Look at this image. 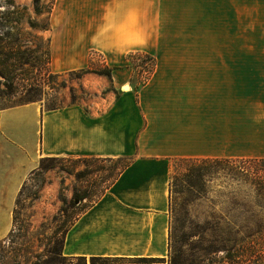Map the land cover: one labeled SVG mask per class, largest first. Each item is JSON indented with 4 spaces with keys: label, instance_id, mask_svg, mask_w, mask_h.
<instances>
[{
    "label": "crops",
    "instance_id": "1",
    "mask_svg": "<svg viewBox=\"0 0 264 264\" xmlns=\"http://www.w3.org/2000/svg\"><path fill=\"white\" fill-rule=\"evenodd\" d=\"M259 1L249 9L248 0H56L54 73L102 62L112 79L99 81L113 90L58 109L39 102L0 109V205L10 204L0 238L41 159L131 158L65 232L62 255L86 264H167L173 162L264 158ZM133 53L154 60L143 84L129 67Z\"/></svg>",
    "mask_w": 264,
    "mask_h": 264
},
{
    "label": "rangeland",
    "instance_id": "2",
    "mask_svg": "<svg viewBox=\"0 0 264 264\" xmlns=\"http://www.w3.org/2000/svg\"><path fill=\"white\" fill-rule=\"evenodd\" d=\"M12 1L19 8L11 7L9 3ZM251 2L248 0L249 9ZM42 3L44 10H48L51 0H42ZM258 6H264V0L259 1ZM48 18L46 11L42 15L35 13L32 0H0V48L4 45L3 41L11 42L17 50L12 55L16 60L9 63L19 66V77L14 82L6 81L11 88L0 77V109L23 104L26 89L34 82V76L47 67L58 77L52 86L44 85L39 92L38 102L44 108L51 104L64 106L101 99L113 90L112 87L104 89L99 81L101 77L105 80L107 77L91 71L85 74L78 70L54 73L52 58L47 64L48 40L51 37ZM48 25L49 30H43L42 27ZM249 50H256V47ZM4 59L0 55V70L3 69ZM94 59L101 61L98 55ZM127 60L138 84H143L153 71L154 60L145 53L130 54ZM101 63L90 66L94 71L102 70L106 66ZM121 165L118 161L41 159L18 197L10 231L0 238V264H84V261H70L63 257L65 231L82 211L103 194ZM189 165L184 159L172 164L171 179L175 175L178 179L172 180L173 185L170 186L169 253L166 262L232 264L229 259L231 251L222 245L227 239L230 220L241 218L242 210L235 209L225 196L228 189L218 183L202 190L190 189L181 179V174L187 172ZM78 173L81 176H77ZM75 192L86 193L88 198L73 207ZM9 205H0V235L8 228L5 210ZM242 260L245 263L247 258L243 256Z\"/></svg>",
    "mask_w": 264,
    "mask_h": 264
},
{
    "label": "trees",
    "instance_id": "3",
    "mask_svg": "<svg viewBox=\"0 0 264 264\" xmlns=\"http://www.w3.org/2000/svg\"><path fill=\"white\" fill-rule=\"evenodd\" d=\"M55 1L56 0H51L50 8L48 10H44L42 0H32L33 8L36 14L42 15L45 11L49 14L48 24H50V16ZM9 4L11 7L19 8L15 6L13 1ZM31 27L36 28V26L32 24ZM42 28L43 30H49V25L48 27ZM9 35L10 33H8L7 37H9ZM48 41L49 54L47 64L51 63L50 38ZM3 42L4 45L0 48V55L5 57V59L2 63L3 69L0 70V77L3 78L5 82L8 80L14 82L19 77V66L9 62H11V60H16L12 57V55L14 51L17 50V48L15 49L11 42ZM91 66L93 67V64ZM91 66L87 69H81L78 71L81 74L91 71L97 73L100 76H105L110 80L112 79L113 69L104 67L102 70L94 71ZM57 77L58 76L54 75L48 67L46 69H42L36 76H34V82L29 85L28 89H26L27 96L25 97L26 101L23 104L29 102H38L41 88H43L44 85L52 86V84L55 83L54 79ZM5 85L10 88L12 87L11 85H8L7 82ZM61 107L63 106L51 104L47 109L52 110ZM184 160L188 161L190 165L186 169L187 172L181 174V179L190 189L199 188V190H202L213 183H218L219 186L228 189V193H226L225 196L231 200L235 209L242 210L241 218H234L233 220H230V224H228L229 229L227 239L225 244L222 245L223 248H228L229 251H231L229 258L231 263L264 264V158ZM117 161L121 162L122 165L119 167L117 175L113 178L105 191L114 183L121 172L130 165L132 159L123 158L118 159ZM77 176H81L80 173H78ZM176 179H178L177 175L172 177L171 182L172 180ZM171 182L170 186L173 185V182ZM22 189L20 194L22 193ZM101 196H99V198ZM219 196L222 197L221 193ZM87 198L88 195L86 193L81 195L79 192H75L73 195L72 206L75 207L77 205L76 202H78V205L81 204ZM99 198H97V200ZM95 202H93V204ZM16 205L18 206V198ZM84 211H82L80 214H82ZM79 215L75 218V220L79 217ZM73 223L74 222H72V224ZM72 224H70V226ZM70 226L66 229V231L70 228ZM243 256L247 258L245 263H243L242 260ZM81 261H84V264H86L85 260L82 259ZM96 261L97 259H92V262Z\"/></svg>",
    "mask_w": 264,
    "mask_h": 264
},
{
    "label": "water",
    "instance_id": "4",
    "mask_svg": "<svg viewBox=\"0 0 264 264\" xmlns=\"http://www.w3.org/2000/svg\"><path fill=\"white\" fill-rule=\"evenodd\" d=\"M126 86H128V85H126ZM126 86H124V88L123 89H125L126 88ZM77 204H78V202H76Z\"/></svg>",
    "mask_w": 264,
    "mask_h": 264
}]
</instances>
